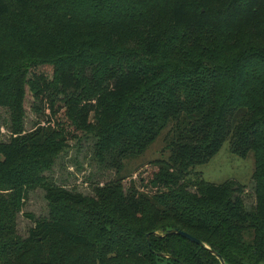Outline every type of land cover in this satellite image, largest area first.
Masks as SVG:
<instances>
[{"label":"trees","instance_id":"trees-1","mask_svg":"<svg viewBox=\"0 0 264 264\" xmlns=\"http://www.w3.org/2000/svg\"><path fill=\"white\" fill-rule=\"evenodd\" d=\"M144 5L0 0V108L12 124L0 143V213L21 210L36 189L52 208L26 239L15 232L17 211L5 223L0 214V264H157L158 253L221 264L181 236L163 237L173 229L226 264H264V0H163L150 13ZM40 6L48 11L37 14ZM28 83L45 119L32 132L23 128ZM60 117L98 138L99 161L116 171L94 195L42 178L63 149L47 137ZM166 130L170 161L140 167L126 190L124 162ZM227 141L241 157L254 154L249 212L242 187L196 171Z\"/></svg>","mask_w":264,"mask_h":264},{"label":"rangeland","instance_id":"rangeland-1","mask_svg":"<svg viewBox=\"0 0 264 264\" xmlns=\"http://www.w3.org/2000/svg\"><path fill=\"white\" fill-rule=\"evenodd\" d=\"M162 3L163 0H145L142 10L148 13L157 10L161 12ZM47 11L46 7L40 6L37 14H43ZM165 14L166 12L164 11L162 20L165 19ZM42 69L49 72L51 68L42 67ZM33 95L34 91L31 88V83H28L25 100L26 117L23 122V128H25L26 132H32L35 126L37 127L39 123L45 120L40 115L42 105L38 101L36 102ZM58 121L62 123L57 124L56 122ZM56 122L53 134H48L49 131L45 132V134H48L49 141L56 139L59 142H63L64 145L60 154L53 159L54 163L51 168L42 173L44 182L63 186L69 190H75L91 196L94 195V187L96 185H104L116 179V171L107 170L99 161L96 150L98 138L91 133L77 131L66 117H60ZM11 126L10 112L7 109L0 108V143L10 141L12 135ZM39 126L44 125L39 124ZM167 132L168 130L162 132L160 137L143 155L124 162L121 176L128 178L124 182L126 190L130 187L131 180H135L138 183V175L136 174L140 171L138 170L140 167L156 161H170L171 152L168 145ZM254 170V154L251 152L247 157H241L233 152L230 141L224 143L220 151L209 162L196 167V171L200 172L208 183L223 185L226 182H232V184L242 187L243 190L240 196L244 200L247 212L256 206L255 182L253 180ZM7 193L9 192L3 194ZM22 202L21 210L7 206L0 214L1 222L5 223L8 221L6 217L8 212L17 211L14 220L15 232L19 238L26 239L30 234V230L35 227L37 220L51 216L52 208L50 202L46 199V192L43 189L31 190L27 198ZM244 238L248 242L251 241L253 238L251 232H247ZM157 264L173 263L165 259L158 261Z\"/></svg>","mask_w":264,"mask_h":264},{"label":"water","instance_id":"water-1","mask_svg":"<svg viewBox=\"0 0 264 264\" xmlns=\"http://www.w3.org/2000/svg\"><path fill=\"white\" fill-rule=\"evenodd\" d=\"M173 235L181 236V237L187 239L188 241H190V242H192V243H194V244H197V245H199V246H201V247H203V248H206L207 250H209V252H210L213 256H215V257L220 261L221 264H226L225 261H224V259L222 258L221 255H219V254H218L217 252H215L214 250L210 249V248H209L206 244H204L201 240H199V239L193 237L192 235H190V234H188V233H186V232H184V231H180V230H178V229H173V230L168 231L165 235H163V237H168V236H173ZM148 237H149V236H148ZM157 255H158V257L163 258V259L173 260V261L178 262V263L180 262L177 258H175V257H173V256H171V255H169V254L158 253ZM180 264H184V263L180 262Z\"/></svg>","mask_w":264,"mask_h":264}]
</instances>
